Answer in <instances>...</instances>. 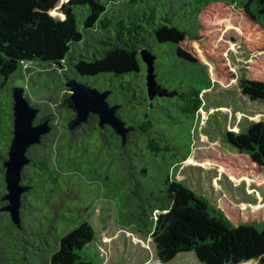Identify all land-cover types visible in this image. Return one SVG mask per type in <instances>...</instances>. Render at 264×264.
I'll return each instance as SVG.
<instances>
[{
  "label": "trees",
  "instance_id": "16d2710c",
  "mask_svg": "<svg viewBox=\"0 0 264 264\" xmlns=\"http://www.w3.org/2000/svg\"><path fill=\"white\" fill-rule=\"evenodd\" d=\"M226 29L245 36L249 53L264 51V0H0V264H93L90 219L104 198L121 226L150 235L163 263L192 252L201 264H264V219L174 177L195 149L208 90L237 80L242 95L264 103V56L237 73ZM143 50L167 94L149 96ZM17 77L43 92L25 96L35 122L52 127L27 150L19 225L3 209ZM71 79L110 90L131 128L125 142L92 113L68 127ZM224 139L241 156L224 164L230 173L264 175V120Z\"/></svg>",
  "mask_w": 264,
  "mask_h": 264
},
{
  "label": "rangeland",
  "instance_id": "374dc122",
  "mask_svg": "<svg viewBox=\"0 0 264 264\" xmlns=\"http://www.w3.org/2000/svg\"><path fill=\"white\" fill-rule=\"evenodd\" d=\"M223 38L230 45L231 64L237 73L255 56L264 51L249 53L245 36L226 29ZM214 73L213 63L209 62ZM15 86H22L24 93L37 99L43 92L31 87L17 77ZM264 120V103L253 102L240 92L235 80L229 86L216 84L204 94V106L196 128V145L192 156L174 170L176 180L195 192L206 196L213 204L238 208L241 217L250 221L264 219V175L253 174L237 177L224 165L234 158H241L224 139L226 131L241 132L247 125ZM116 205L101 199L91 223L97 232L95 245L98 253L93 264H201L192 252L179 254L174 260L163 263L150 235L121 226L117 221ZM251 260L243 264H257Z\"/></svg>",
  "mask_w": 264,
  "mask_h": 264
},
{
  "label": "water",
  "instance_id": "95a60500",
  "mask_svg": "<svg viewBox=\"0 0 264 264\" xmlns=\"http://www.w3.org/2000/svg\"><path fill=\"white\" fill-rule=\"evenodd\" d=\"M142 58L147 64V86L149 96L164 95L167 92L160 87L154 74V56L146 50L142 51ZM71 91V99L75 105L76 114L69 120L68 127L74 129L85 122L89 115L95 114L99 118L101 126L110 125L125 142L128 131L122 118L117 115L118 104H111L108 100L110 90H100L92 87L86 82L77 79L67 81ZM14 98V135L8 151V157L4 162L6 168L5 180L7 183V194L4 199L7 201L3 207L10 213L11 219L17 225L20 224V207L23 192L28 186L21 183V172L23 167L29 163L27 150L30 146L41 141L44 134L51 130L48 119L35 122L38 109L31 105L24 93L22 86L13 88ZM200 261V260H198Z\"/></svg>",
  "mask_w": 264,
  "mask_h": 264
},
{
  "label": "built area",
  "instance_id": "2783aa9c",
  "mask_svg": "<svg viewBox=\"0 0 264 264\" xmlns=\"http://www.w3.org/2000/svg\"><path fill=\"white\" fill-rule=\"evenodd\" d=\"M204 106V105H203ZM203 109V107L201 108V110ZM201 110H200V112H201Z\"/></svg>",
  "mask_w": 264,
  "mask_h": 264
}]
</instances>
